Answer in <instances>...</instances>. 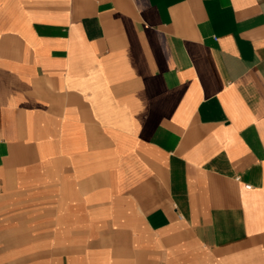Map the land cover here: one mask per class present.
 Here are the masks:
<instances>
[{
    "label": "crops",
    "instance_id": "1",
    "mask_svg": "<svg viewBox=\"0 0 264 264\" xmlns=\"http://www.w3.org/2000/svg\"><path fill=\"white\" fill-rule=\"evenodd\" d=\"M0 264H264V0H0Z\"/></svg>",
    "mask_w": 264,
    "mask_h": 264
},
{
    "label": "built area",
    "instance_id": "2",
    "mask_svg": "<svg viewBox=\"0 0 264 264\" xmlns=\"http://www.w3.org/2000/svg\"><path fill=\"white\" fill-rule=\"evenodd\" d=\"M248 186H250V185H248Z\"/></svg>",
    "mask_w": 264,
    "mask_h": 264
}]
</instances>
